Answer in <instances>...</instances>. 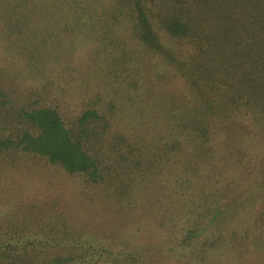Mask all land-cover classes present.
Instances as JSON below:
<instances>
[{
    "label": "trees",
    "instance_id": "16d2710c",
    "mask_svg": "<svg viewBox=\"0 0 264 264\" xmlns=\"http://www.w3.org/2000/svg\"><path fill=\"white\" fill-rule=\"evenodd\" d=\"M1 1L13 3L6 15L15 28L32 22L33 15L20 12L23 0ZM72 9L60 17L126 30L127 52L118 38L102 35L118 52L109 54L104 45L94 55L108 62L107 74L117 65L122 74L141 77L134 59L142 52V115L121 130L113 102L96 96L64 118L52 102L62 88L47 73L51 65L70 68V57L23 46L22 61L41 78L19 92L14 76L0 70V165L42 159L83 177L112 208L142 195V244L93 246L86 232L53 222L0 228V264H254L236 262V250L251 236L264 242V212L251 219L230 213L248 193L250 185L236 192L239 182L251 175L257 182L264 159V0H112L99 12ZM46 32L41 27L35 34L42 41ZM149 67L161 71L149 76ZM175 80L181 87L171 90Z\"/></svg>",
    "mask_w": 264,
    "mask_h": 264
},
{
    "label": "rangeland",
    "instance_id": "374dc122",
    "mask_svg": "<svg viewBox=\"0 0 264 264\" xmlns=\"http://www.w3.org/2000/svg\"><path fill=\"white\" fill-rule=\"evenodd\" d=\"M65 1L67 0L19 1L20 12L33 17L32 22H18L20 27L15 28L14 17L6 15V6H13V3L0 0V70L9 71L14 76L13 86L17 91L31 90L40 83L41 75H33L28 64L22 61L23 46L28 45L30 50V47L36 49L39 45L38 49L45 50V54L49 56H68L70 68L56 71L54 68L59 65H51L48 70L47 77L55 78L62 88L52 102L61 106L64 118L69 120L85 106L99 100L96 96H102L106 103L113 102L115 110L112 113H115L117 126L122 130L123 122L142 115V112H137L142 110V52L139 51L134 59L141 77L134 79L127 72L122 74L117 65L112 66L110 75L107 74L109 71L105 67L108 62L104 64L94 55H99L104 50V45L108 46L109 54L112 50L118 55L116 49L108 45L107 39L102 43L104 32L118 38L123 51L127 52L130 45L123 26L110 23L106 24L109 29L103 31L98 21L82 19L79 23H74V19L66 20L60 16L66 10H73L77 4L84 11L91 8L92 11L99 12L106 9L112 0H76L70 5ZM14 5H17L16 2ZM35 13L42 16V19L37 18ZM9 19L12 20L11 23ZM41 27L47 29V40L41 41L39 35L35 34ZM160 71L159 68L149 67V76ZM136 80L140 81L137 90H129L130 83ZM169 87L172 90L181 87V83L175 80ZM25 96L27 94L20 95V98ZM258 167L257 182L252 184V175L244 183L239 182L242 188L236 192L250 186L247 196L239 205L232 207L230 215L239 213L240 216L246 215L251 219L256 212H264V159ZM6 168L0 165L1 229H40L47 228L53 222L63 230L86 232L92 236L88 244L93 246L142 244V195L129 204L123 197L121 205L112 208L103 203L104 197L96 195L83 177H70L42 159L23 156ZM249 170L251 169L243 167L244 173ZM256 171L257 168L254 173ZM119 187L122 184L117 185L116 189ZM240 244L236 254L241 259L236 262L244 259L250 263L264 264L263 241L255 242L254 236H251L248 241H241ZM229 260L232 263V259ZM233 263L235 264V260Z\"/></svg>",
    "mask_w": 264,
    "mask_h": 264
}]
</instances>
